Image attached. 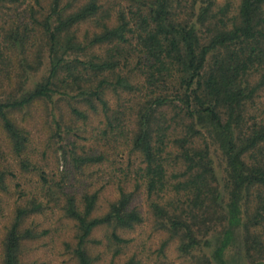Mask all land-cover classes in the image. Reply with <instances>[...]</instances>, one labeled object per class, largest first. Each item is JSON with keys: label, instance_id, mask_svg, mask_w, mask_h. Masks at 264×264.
I'll list each match as a JSON object with an SVG mask.
<instances>
[{"label": "trees", "instance_id": "obj_1", "mask_svg": "<svg viewBox=\"0 0 264 264\" xmlns=\"http://www.w3.org/2000/svg\"><path fill=\"white\" fill-rule=\"evenodd\" d=\"M17 1L0 0V194L21 188L0 264H25L24 244L43 236L26 220L48 211L71 221L76 264L102 261L103 243L116 246L117 264L132 243L122 231L146 214L167 236L162 254L176 242L192 264H213L194 254L213 231L214 258L229 264L242 227L247 257L264 264V0ZM40 101L55 111L56 171L29 154L27 118L17 116ZM92 117L99 123L85 138L78 130ZM14 168L36 174L31 190ZM108 188L115 195L103 207ZM102 226L105 241L93 235ZM122 264L146 263L131 254Z\"/></svg>", "mask_w": 264, "mask_h": 264}, {"label": "rangeland", "instance_id": "obj_2", "mask_svg": "<svg viewBox=\"0 0 264 264\" xmlns=\"http://www.w3.org/2000/svg\"><path fill=\"white\" fill-rule=\"evenodd\" d=\"M22 2L23 0H19L14 5L22 7ZM48 65V60H46L39 73L29 75L27 83L29 88L34 87L42 80L43 75L47 72ZM60 106L65 109V103H61ZM52 114H55V111H50L49 107L46 103H43V101L36 102L17 113L20 120L24 115H26L27 118L22 123L30 130L32 137L28 151L29 154L47 171H56L58 165L62 164V159L59 157L61 152L59 151L56 153L55 150V147L60 146L61 142L59 141V144L56 146H51L53 141L58 140V138L54 137L52 132L55 121ZM98 123L99 119L92 117L89 123H86L84 126L80 125L81 130H78V132L84 135L85 138H91L92 132ZM89 142L91 141L86 143ZM3 143L4 142L1 140L3 151L8 152V149ZM212 157L214 160V167L220 180L221 192L225 195V198H227L223 154L220 150L215 149ZM14 170H17V168H14ZM17 172L19 177L18 180H21L23 185H27V191L31 190V186L33 185L31 177H37L36 174L31 173L22 176L19 170H17ZM14 183L16 182L14 181ZM12 191H14L15 194H10V196L0 194V258L5 226L10 220L12 213L11 208L16 205L17 199L20 197L21 188H17V190L12 189ZM114 195L115 193L111 192L109 188L104 191V197L101 200L103 207L107 206L109 200L113 199L112 197ZM1 197H3V199H1ZM138 203H140V206L146 212L147 206L143 195H140ZM146 215V221L142 225L128 232L122 231L125 237L132 239V243L128 248L122 250L120 256L115 258L117 264H122L126 260V257L131 254H137L146 264H192L190 259L178 253L176 242H171L170 245L164 249L163 254L161 253L160 248L167 236H165L163 232H158L154 228L152 218L148 214ZM26 222L27 225L34 224L36 227L38 226V230L43 231V236H39L24 244L23 253L25 264H76L72 255V249L67 246L68 242L72 244V223L69 219L61 217L58 212L48 211L44 215L32 216L28 218ZM242 229V227L235 229L237 240L225 254L229 264H252L246 254ZM212 232L209 233V243L202 244L199 249L194 251V254H206L212 257L213 264H217L214 258V250L218 244L220 235ZM107 233L108 227L102 226L96 229L93 235L105 241ZM100 249L103 251L107 249L108 252H105V254H107L104 255L103 260L97 264H110L113 259L111 253L116 249V246L112 244L106 246L103 243ZM95 250V248L92 249L93 252H95Z\"/></svg>", "mask_w": 264, "mask_h": 264}]
</instances>
